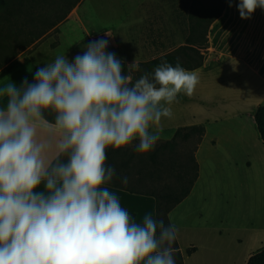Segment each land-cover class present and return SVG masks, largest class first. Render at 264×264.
Here are the masks:
<instances>
[{"label": "clouds", "instance_id": "1", "mask_svg": "<svg viewBox=\"0 0 264 264\" xmlns=\"http://www.w3.org/2000/svg\"><path fill=\"white\" fill-rule=\"evenodd\" d=\"M258 8L264 0L237 4L242 20ZM107 47L92 41L71 62L38 67L33 82L0 87V264H175V226L122 207L106 150L138 141L137 153L152 151L155 126L198 76L165 61L133 82Z\"/></svg>", "mask_w": 264, "mask_h": 264}, {"label": "crops", "instance_id": "2", "mask_svg": "<svg viewBox=\"0 0 264 264\" xmlns=\"http://www.w3.org/2000/svg\"><path fill=\"white\" fill-rule=\"evenodd\" d=\"M238 2L231 0L229 7L226 0L223 13L210 26L204 65L191 71L199 80L193 94H178L169 105L171 118L155 126L160 139L173 138L180 128L205 127L194 154L196 181L169 213L184 264H247L251 255L264 249V222L245 217L241 208L247 198V178L264 162V142L254 120L256 110L264 105V10L258 8L251 19L242 20ZM131 3L134 12L128 19L134 28L117 47L129 52L125 58L153 59L178 48L177 30L159 12L156 0ZM85 31L84 22L76 18L52 23L43 32L18 31L26 44L0 69V87L10 82L20 87L25 78L33 82L36 69L58 55L73 61L85 50ZM48 159H55L54 151ZM109 187L135 219L141 221L148 213L156 219L154 197ZM191 248L196 251L187 255Z\"/></svg>", "mask_w": 264, "mask_h": 264}, {"label": "rangeland", "instance_id": "3", "mask_svg": "<svg viewBox=\"0 0 264 264\" xmlns=\"http://www.w3.org/2000/svg\"><path fill=\"white\" fill-rule=\"evenodd\" d=\"M132 1L7 0L6 6H0V69L13 60L18 53V49L26 44L22 40L20 41L18 31L25 30L34 33L39 30L43 32L46 28H50L52 23L55 26L65 19L76 18L81 19L85 24L86 46L92 41L111 35L116 40L117 46L106 51L115 53L121 60L124 58L126 63H134V66L130 67V69L137 70L140 63L156 58H125V56L129 55V52H126L125 49L122 50L121 47L120 49L117 48L118 43L124 41L130 29L132 31L134 28L130 27V20L128 19L134 12ZM190 2L191 0H156L159 12L177 30L178 47L184 44L187 35V25L190 22V11L188 9ZM6 20H9V25H6ZM22 25L25 28H22ZM68 27L66 26L65 28ZM144 28L147 31L149 30L148 26H143ZM159 36L158 34L157 37ZM171 139V137H163L159 139L149 153H138L133 161V165L136 167L135 170L121 169L120 162L123 157L121 155L115 157L113 167L116 169V176L114 181L129 189L136 191L147 190L157 194L165 192L167 186H171L175 189L174 194L179 196L182 189L196 176V165L193 157L198 147V137L194 135L187 141L177 139L172 145L166 144ZM136 143L138 141L126 148L133 149L136 147ZM156 149H159L157 161L160 173L150 177L147 175V171L152 168L150 154ZM140 170L142 174H140ZM181 171H184V173ZM125 176L128 178L126 185L122 183V178ZM245 194L247 198L241 205V208L245 211V217L255 218V220L263 223L264 162H261L260 170L258 168V170L253 172L252 176L247 178Z\"/></svg>", "mask_w": 264, "mask_h": 264}, {"label": "trees", "instance_id": "4", "mask_svg": "<svg viewBox=\"0 0 264 264\" xmlns=\"http://www.w3.org/2000/svg\"><path fill=\"white\" fill-rule=\"evenodd\" d=\"M6 5L7 0H0V6L4 7ZM225 6L226 0H191L188 8L190 11V22L187 25V35L185 37L184 44L164 56L148 62L140 63L137 70L130 69V67H127L128 64L124 62L125 75H129L131 80L134 82L145 73H153L154 69L165 61L170 63L172 66H175L176 63L179 62L181 67L188 71H194L201 68L204 65V61L206 59L205 55L209 45L208 33L210 26L217 18L221 16ZM46 115L49 121L54 120V114ZM254 120L260 139L264 142V105L260 106L256 110L254 114ZM194 135H197L199 145L203 139V136L205 135V127L203 125H199L180 128L175 132L173 138L168 141L169 143L166 144L172 145L177 139L187 141ZM135 148H124L118 150H113L110 148L106 150V166H114L115 157L121 155L123 157L120 162L121 169L135 170L136 167L133 165V161L138 154ZM158 150L159 149H156L150 154L152 168L147 171V175L150 177L160 173V167L157 161ZM193 161L197 168L195 157H193ZM139 172L142 174L141 170ZM181 172L184 173V171ZM196 178L197 175L184 189H182L179 196L174 194L175 189L171 186H167L166 191L159 194L155 192H148L147 190L136 191L134 189H129L123 185H119L114 181V179L111 181L109 186L120 188L135 194L154 197L156 199V219H163L165 224L168 225L171 224L169 220V213L190 194ZM171 246L174 249L175 264H184V257L180 250L177 238L174 240ZM195 251L196 248L188 249L187 255H191ZM247 264H264V249L251 255Z\"/></svg>", "mask_w": 264, "mask_h": 264}, {"label": "built area", "instance_id": "5", "mask_svg": "<svg viewBox=\"0 0 264 264\" xmlns=\"http://www.w3.org/2000/svg\"><path fill=\"white\" fill-rule=\"evenodd\" d=\"M102 39H105V40H107V42H108V47H107L106 50H108V49H110V48L116 46V42H115V39H114L113 36H111V35H106V37H104V38H102Z\"/></svg>", "mask_w": 264, "mask_h": 264}]
</instances>
